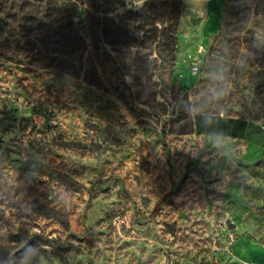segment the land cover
I'll return each instance as SVG.
<instances>
[{
	"label": "rangeland",
	"instance_id": "rangeland-1",
	"mask_svg": "<svg viewBox=\"0 0 264 264\" xmlns=\"http://www.w3.org/2000/svg\"><path fill=\"white\" fill-rule=\"evenodd\" d=\"M9 2L0 264H264V0H181L172 54L89 46L78 75Z\"/></svg>",
	"mask_w": 264,
	"mask_h": 264
},
{
	"label": "trees",
	"instance_id": "trees-1",
	"mask_svg": "<svg viewBox=\"0 0 264 264\" xmlns=\"http://www.w3.org/2000/svg\"><path fill=\"white\" fill-rule=\"evenodd\" d=\"M7 1H10L9 9L17 7L21 20L31 19L26 13H43L51 18L48 23L24 26L21 36H29L32 41H27L32 44L43 42L46 45V50L53 55L47 57L45 66L53 63L71 75H78L82 67L86 68V74L91 70L92 63L87 59L89 46L96 52L102 45L148 47L154 44L159 50L172 54L177 43L181 0H143L140 5H134V0H81L88 6L82 15L89 44L72 21L75 4L70 0H0V5ZM88 80L98 84L94 77ZM194 120L196 131L201 132L199 117ZM217 128L218 125L213 131Z\"/></svg>",
	"mask_w": 264,
	"mask_h": 264
}]
</instances>
